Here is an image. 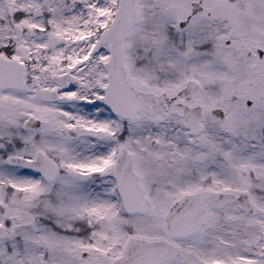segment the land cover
<instances>
[{"label":"snow or ice","instance_id":"obj_1","mask_svg":"<svg viewBox=\"0 0 264 264\" xmlns=\"http://www.w3.org/2000/svg\"><path fill=\"white\" fill-rule=\"evenodd\" d=\"M0 264H264V0H0Z\"/></svg>","mask_w":264,"mask_h":264}]
</instances>
